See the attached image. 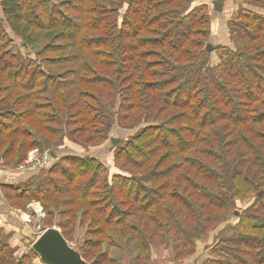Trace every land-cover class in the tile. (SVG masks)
<instances>
[{
	"label": "trees",
	"instance_id": "1",
	"mask_svg": "<svg viewBox=\"0 0 264 264\" xmlns=\"http://www.w3.org/2000/svg\"><path fill=\"white\" fill-rule=\"evenodd\" d=\"M241 2L213 45L194 0H0V162L58 157L2 183L7 203L41 202L70 242L83 229L90 264H122L123 243L134 264L159 246L175 264H264V0ZM116 124L134 132L111 166L55 148L104 147ZM11 249L0 236V264H33Z\"/></svg>",
	"mask_w": 264,
	"mask_h": 264
},
{
	"label": "rangeland",
	"instance_id": "2",
	"mask_svg": "<svg viewBox=\"0 0 264 264\" xmlns=\"http://www.w3.org/2000/svg\"><path fill=\"white\" fill-rule=\"evenodd\" d=\"M220 1L222 3L221 9H217L215 2ZM236 0H214L212 3L210 2L209 5H207V11L210 15V19L212 22V44L216 45L219 42H224L227 40V30H228V21L232 17V14L236 10L233 9L232 13L229 14L232 10L233 2ZM239 3V0H237ZM235 4H237L235 2ZM240 6V5H239ZM237 5V7L239 8ZM210 8V9H209ZM228 15L227 17L225 15ZM221 16V18H219ZM220 19V21H219ZM217 36V37H216ZM122 126L116 124L109 127L107 140L103 143L105 144V148L102 145H99L97 147H86L81 144H76L74 142H71L70 147H67V143H61L59 146L55 147L62 151H70V149H73L76 151L75 153H83V154H91L96 156H101L104 161H106L110 166V161L108 160L110 155L108 154L110 152V148L113 145L112 138H120V141L118 144H121L124 142V138L129 136L132 132H134L133 129H122ZM117 144V145H118ZM102 146V147H101ZM64 148V149H62ZM54 155V153L52 154ZM59 155V154H58ZM55 154V157L58 156ZM44 156L49 157L48 160L51 163L53 160L54 162L58 161L57 158L50 157V152L45 151L43 153L33 152L30 155L29 161L24 165L27 166L24 169L23 174H21L22 169L19 167L17 168H9L7 165H5L3 162H0V169L3 170H9L11 172H14L16 175H19L17 178H21L23 180L22 183L19 184V186H25L31 178L34 176L39 178H44L47 171V164L45 162H39L37 160L40 159L43 160ZM111 158V157H110ZM47 161V160H46ZM30 170V171H27ZM5 181V180H4ZM3 181V182H4ZM2 183V182H1ZM7 183H9L7 181ZM11 184V183H9ZM14 211V217H12L10 220H5L4 226L2 227L0 225V236L4 238L7 242L11 244V250L13 251V254L15 257H18L20 255H23L24 253H29L32 255V263L33 264H43L40 258L36 255H34L31 250L30 246L32 245L33 241L35 240L36 234L42 233L47 227L50 226H57L54 223L50 224L49 226L46 224V212L43 209L42 203L38 201L29 202L24 207L15 208L13 207ZM56 217V216H55ZM19 218V219H17ZM7 228V229H5ZM59 228V227H58ZM60 229V228H59ZM61 230V229H60ZM218 230H214L211 232V236H214ZM84 233L83 229L78 230L76 233V237L74 239L72 238V243L76 246L81 245L84 241ZM208 236L206 237V239ZM205 239V240H206ZM204 241V240H203ZM158 250H166L164 247H154ZM137 254V249L135 248V245L131 243H123L121 246V249H118L116 251L115 256L122 262V264H134V259ZM155 254V251H154ZM154 259V258H153ZM164 264H168L166 260L162 261ZM180 264V263H179ZM187 264V263H184Z\"/></svg>",
	"mask_w": 264,
	"mask_h": 264
},
{
	"label": "water",
	"instance_id": "3",
	"mask_svg": "<svg viewBox=\"0 0 264 264\" xmlns=\"http://www.w3.org/2000/svg\"><path fill=\"white\" fill-rule=\"evenodd\" d=\"M217 9L222 3L215 2ZM214 46L208 45V50ZM120 138H112L113 145L117 146ZM31 251L37 255L44 264H90L81 254L78 246L70 242L57 226L47 227L42 233L37 234L30 246Z\"/></svg>",
	"mask_w": 264,
	"mask_h": 264
},
{
	"label": "crops",
	"instance_id": "4",
	"mask_svg": "<svg viewBox=\"0 0 264 264\" xmlns=\"http://www.w3.org/2000/svg\"><path fill=\"white\" fill-rule=\"evenodd\" d=\"M214 0H194V4L195 5H200V4H206V5H209L210 4V2L212 3ZM235 2L237 3V4H235ZM235 2H233L232 4H233V8H232V10H231V12L229 13V14H231L232 13V11H233V9L235 8V9H237L238 7H237V5L239 6V5H241L242 4V2H241V0H239V3L237 2V0L235 1ZM243 5V4H242ZM245 5V4H244ZM210 9V8H209ZM226 17L228 16L227 14L225 15ZM3 17V10H2V7H1V5H0V18H2ZM211 17H210V15H209V19H210ZM219 18H221V16H219ZM211 20V19H210ZM219 21H220V19H219ZM228 31V30H227ZM217 37V36H216ZM45 164H47V166L46 167H48V164H49V161L47 162V163H45ZM20 168V167H19ZM20 169H22V171H21V174H23V173H25V172H23L24 171V169H28V168H20ZM27 171H30V170H27ZM20 175V174H19ZM19 175H16L14 172H11V171H9V170H5L4 172H3V170H1L0 169V225L3 227L5 224H4V222H5V220H10L12 217H14V209H13V207L9 204V203H7V200H6V198H5V195H4V193H3V191L1 190V184L2 183H4V182H9V183H20L19 181H22L23 182V180L21 179V178H17ZM5 180V181H4ZM4 181V182H3ZM2 182V183H1ZM16 216V215H15ZM15 218V217H14ZM17 219H19V218H17ZM20 220V219H19ZM5 229H7V228H5ZM8 230V229H7ZM36 236H37V234H36ZM208 236V238L205 240L204 239V241L200 244V247H199V253L200 252H202V250L204 249V246L205 245H207V244H210L211 242H212V240H213V237L214 236H211V234H209V235H207ZM36 238V237H35ZM154 251H155V256H154V259H153V261H152V263H150V264H164L162 261L163 260H166L167 261V263L168 264H175V263H173L172 262V260L170 259V255H169V252H167V250H158L157 248H154ZM195 261H193L192 262V260L191 261H187V262H182V263H180V264H184V263H187V264H193Z\"/></svg>",
	"mask_w": 264,
	"mask_h": 264
},
{
	"label": "built area",
	"instance_id": "5",
	"mask_svg": "<svg viewBox=\"0 0 264 264\" xmlns=\"http://www.w3.org/2000/svg\"><path fill=\"white\" fill-rule=\"evenodd\" d=\"M33 152L35 153V152H38V151L35 150V151H33ZM33 152H32V153H33ZM32 153H31V154H32ZM31 154H30V155H31ZM29 158H30V157H29ZM46 160L48 161V157H47V156H44L43 160L40 161V159H39V160H37V161H39V162H43V161H44L45 163H47ZM28 161H29V160H28ZM28 161H27V162H28ZM24 165H25V164H24ZM24 165H20V168H23V169H24L25 167H27V166H24Z\"/></svg>",
	"mask_w": 264,
	"mask_h": 264
}]
</instances>
